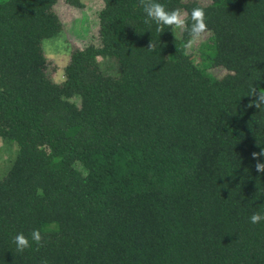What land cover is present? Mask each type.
Masks as SVG:
<instances>
[{
	"label": "trees",
	"instance_id": "obj_1",
	"mask_svg": "<svg viewBox=\"0 0 264 264\" xmlns=\"http://www.w3.org/2000/svg\"><path fill=\"white\" fill-rule=\"evenodd\" d=\"M58 1L0 0V138L19 147L0 180V264H264V221L250 222L264 215V110L249 107L264 0H157L189 28L204 9L202 63L187 29L157 32L140 0H103L100 44L74 50L61 83L43 48L62 32Z\"/></svg>",
	"mask_w": 264,
	"mask_h": 264
},
{
	"label": "rangeland",
	"instance_id": "obj_2",
	"mask_svg": "<svg viewBox=\"0 0 264 264\" xmlns=\"http://www.w3.org/2000/svg\"><path fill=\"white\" fill-rule=\"evenodd\" d=\"M83 8H75L65 0H59L54 11L63 23L62 32L56 38L43 41V48L48 58V75L57 83L65 80V67L71 53L76 49H83L91 42L100 44L99 37V12L103 8V0H82ZM196 1L204 6L211 4L212 0H184L185 3ZM180 7H173V9ZM181 9V8H180ZM182 31L176 30L175 36L180 37ZM211 33L207 32L198 41L188 48V53L193 56V61L202 63V52L210 43ZM102 68L109 73H117L116 61L100 59ZM216 78H223L229 71L224 67H211L209 72ZM18 145L0 138V180H2L12 167L18 152Z\"/></svg>",
	"mask_w": 264,
	"mask_h": 264
},
{
	"label": "clouds",
	"instance_id": "obj_3",
	"mask_svg": "<svg viewBox=\"0 0 264 264\" xmlns=\"http://www.w3.org/2000/svg\"><path fill=\"white\" fill-rule=\"evenodd\" d=\"M140 5L143 8L144 13L146 14V19L144 23L151 24L155 22L156 31L163 32L165 26L172 29V32L175 34L176 30L189 31L190 39L186 42V47L190 48L195 44L199 38H201L208 31V25L206 23V13L203 8L195 7L190 12L191 25L188 26V22L185 17L189 15L186 11L176 8L171 11L167 10L165 6L157 0H140ZM156 45L151 42L149 49H154ZM249 97H254L253 101L249 104V107H256L259 110H264V88L257 89L256 86H253L250 90ZM264 157V149L260 152L252 153V158L257 161L255 164V169L257 172L264 174V162H260V158ZM261 221H264V215H261L259 212L253 213L250 217V222L252 224H258ZM31 241L35 242L37 246H42L43 236L39 229H34L31 232ZM13 242L16 245L18 252H23L26 249L31 247V243L28 237L23 233H19L14 237ZM46 264V262H44Z\"/></svg>",
	"mask_w": 264,
	"mask_h": 264
}]
</instances>
